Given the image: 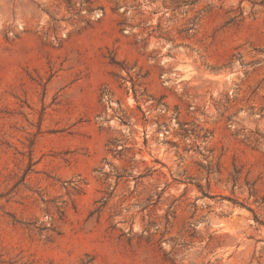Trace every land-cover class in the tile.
Returning a JSON list of instances; mask_svg holds the SVG:
<instances>
[{
    "label": "rangeland",
    "instance_id": "obj_1",
    "mask_svg": "<svg viewBox=\"0 0 264 264\" xmlns=\"http://www.w3.org/2000/svg\"><path fill=\"white\" fill-rule=\"evenodd\" d=\"M0 264H264V0H0Z\"/></svg>",
    "mask_w": 264,
    "mask_h": 264
}]
</instances>
